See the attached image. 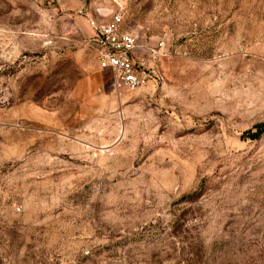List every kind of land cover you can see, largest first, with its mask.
<instances>
[{
    "label": "rangeland",
    "instance_id": "rangeland-1",
    "mask_svg": "<svg viewBox=\"0 0 264 264\" xmlns=\"http://www.w3.org/2000/svg\"><path fill=\"white\" fill-rule=\"evenodd\" d=\"M0 264H264V0H0Z\"/></svg>",
    "mask_w": 264,
    "mask_h": 264
},
{
    "label": "built area",
    "instance_id": "built-area-1",
    "mask_svg": "<svg viewBox=\"0 0 264 264\" xmlns=\"http://www.w3.org/2000/svg\"><path fill=\"white\" fill-rule=\"evenodd\" d=\"M94 32L97 45L99 67L110 72L117 91H135L143 87L154 74V69L147 67L145 57L139 55L140 44L127 30L122 16L115 15L105 22L86 16ZM150 57L157 59L160 52L150 49Z\"/></svg>",
    "mask_w": 264,
    "mask_h": 264
},
{
    "label": "trees",
    "instance_id": "trees-1",
    "mask_svg": "<svg viewBox=\"0 0 264 264\" xmlns=\"http://www.w3.org/2000/svg\"><path fill=\"white\" fill-rule=\"evenodd\" d=\"M262 132H263V129H259L257 132H252L250 134H251V137H258L262 134Z\"/></svg>",
    "mask_w": 264,
    "mask_h": 264
}]
</instances>
